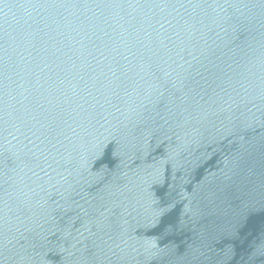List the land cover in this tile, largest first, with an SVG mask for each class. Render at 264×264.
<instances>
[{
  "label": "water",
  "instance_id": "obj_1",
  "mask_svg": "<svg viewBox=\"0 0 264 264\" xmlns=\"http://www.w3.org/2000/svg\"><path fill=\"white\" fill-rule=\"evenodd\" d=\"M0 264H264V0H0Z\"/></svg>",
  "mask_w": 264,
  "mask_h": 264
}]
</instances>
